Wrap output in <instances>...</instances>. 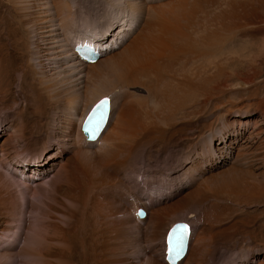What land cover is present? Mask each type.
I'll return each instance as SVG.
<instances>
[{
    "label": "rangeland",
    "instance_id": "374dc122",
    "mask_svg": "<svg viewBox=\"0 0 264 264\" xmlns=\"http://www.w3.org/2000/svg\"><path fill=\"white\" fill-rule=\"evenodd\" d=\"M77 1L74 5L83 12L82 18L78 17L80 23L90 16L85 12L87 7L97 9L105 4V0ZM149 5L151 9L143 11L142 20L154 10V16L165 13L170 20L176 14L183 30L202 31L204 37L207 32H216L217 42L225 44L213 49L218 66H208L209 74L218 73L212 78L217 82L212 98L204 101L199 95L195 104L167 98L161 101L162 108L174 109L167 128L146 138L127 164L119 160L103 162L99 156L86 159L79 151L53 140L45 130V123L55 112L51 108L46 116L34 108L24 109L22 114V51H28L29 35L18 20L14 1L0 0V58L5 57L3 54L11 57L7 59V77L0 68V264H161L163 238L157 236L153 241L151 226L144 227L140 235L130 227L135 205L150 201L162 217V228L171 221L187 219L188 204L201 202L197 207L201 230H205L212 246L208 253L213 254L207 253L203 264H264V186L261 190L258 184L264 176V64L257 75L251 76L243 63L247 50L256 53L263 47L264 0H153ZM145 22L130 36L133 40L127 38L106 55L108 61L146 41ZM200 44L195 45V54L182 55L176 68L186 61H196L195 66L206 62L208 49ZM222 69L229 74H219ZM169 75L174 77L173 72ZM138 92L133 91L132 96L141 93L137 98L142 102L136 103L132 115L137 123H144L143 112L154 107L158 98L152 100L148 92ZM132 96L127 95L123 103L133 104ZM227 136H231L229 141ZM247 137L254 145L239 147ZM232 150L238 156L228 160ZM244 155L254 156L257 166L263 167L255 169L257 166L240 163ZM247 172L255 175L253 181L257 183L250 196L244 180ZM241 183V191L236 192L239 187L234 185ZM218 186L224 191L220 193ZM213 205L218 207L220 217L215 211L208 214L209 208L206 212ZM124 219L130 221L124 223L129 226L128 232L133 230L132 235L119 225ZM117 230H123L124 235ZM189 257L183 264H200Z\"/></svg>",
    "mask_w": 264,
    "mask_h": 264
},
{
    "label": "bare ground",
    "instance_id": "6f19581e",
    "mask_svg": "<svg viewBox=\"0 0 264 264\" xmlns=\"http://www.w3.org/2000/svg\"><path fill=\"white\" fill-rule=\"evenodd\" d=\"M13 1L18 8L17 10L20 18H18V20L22 24V28H24L29 35L28 51L27 53L22 51L21 90L22 103L25 105H22V114L25 110L28 111V109L31 110L34 108L38 110L39 115L46 116V114L49 113L50 108L54 110L55 112L51 114L49 120L47 119V122L44 120L46 122L45 130L50 132L48 133L49 137L53 140L55 139L59 142H63L65 146L70 149L72 148L71 150H73V152L74 150L79 151L80 155L86 159L93 156H99L100 161L103 160V162L107 161L109 163L115 160L117 162L118 160L122 161V163L131 161L132 157L137 154L136 151L139 149L141 143H143L146 138L151 137L154 132L159 133L164 131V128H167L165 127L166 123H168L167 119L172 116L174 109L162 108L160 105L161 101L167 98L171 101L180 100L185 104L187 101L195 104V99L200 98V96L203 98L202 100L209 101L217 91V82L212 78H215L218 73L213 75L209 74L210 70L208 69H210V67L208 68V66L212 63L215 64L218 61L215 59L216 50L214 51L213 49H216V47H222L225 43H223V41L217 42L215 38L216 32L210 31L208 33L206 30L207 34L204 37L205 33L202 31L201 33L197 30H183L179 25V15L176 14H174L172 20H170V17L165 13L158 15V17L154 16L156 14H152L155 11L154 10L151 14L147 13V18L145 16L142 20L143 11L147 9V12H149V9H151L149 7L151 5H149V2L153 0H105V4L102 7L100 6L97 9H92L91 7L86 8L85 12L89 13L90 16L87 18V22L85 19L82 23L79 22L80 19L78 18L81 17L80 13L82 10L76 8L78 5L77 0H67L66 3L56 2L55 0H12V2ZM68 1H71V4H69ZM74 3L77 5H74ZM102 4L103 2L101 1L100 5ZM159 5L158 7H160ZM28 7L31 9L27 10ZM143 21L145 22L144 26L148 33L146 41H144V39V43L140 44V46L130 49L128 52H125V54H121V56H117L111 61H108L106 55L118 49L119 46L121 47L122 43L134 34L136 28L143 24ZM212 31L215 30L213 29ZM193 38H197L198 41H201H199V43H201L200 45H205L207 47L208 50H205L207 57L206 62H202L195 66V63H197L196 61L191 63L186 61L185 65L180 63L181 65L176 68L178 59L180 58V61H182V55L185 53L188 54L189 52H192V54L196 53L195 45L199 43H196V39H194L196 41H193ZM131 40H133V38ZM84 42L93 45L98 53V56L92 62L81 60L78 53L75 51V46ZM3 55L5 57L3 58L1 56L0 58V68H3V71L7 72V74H5V77H7L10 72L7 66V59L11 57L7 54ZM202 55L203 54H200L199 57L201 58ZM243 63H245L244 68L247 70V73L251 76L257 75L260 71L259 66L264 64V44L263 47L258 48L256 53L247 50L246 58ZM215 65L218 66L217 64ZM170 72L174 73L172 79L169 75ZM218 72L219 74L223 73V75L227 73L229 74L225 69H222V71L219 70ZM212 81L213 83H211ZM139 90L148 92L152 100L158 98L154 107L147 108V110L143 112L146 119V121L143 120L144 123H137L135 117L132 115L136 103L142 102L137 98L141 97L140 95L142 94L140 93L132 96V92L135 91L139 93ZM92 95L93 97L95 96L94 99L90 98ZM127 95L135 98L133 104L126 105L123 103L124 98ZM103 97H108L110 101V111L107 123L94 141H87L86 136L81 131V125L88 111ZM179 107L182 108L181 106ZM33 125H35V123ZM76 125L78 129H76ZM75 129L77 130L76 134ZM227 137L228 138L226 139L229 141L231 136ZM251 137H253L252 134ZM254 138L256 137L254 136ZM257 138H259V136ZM249 139L250 138L247 137V139L243 140L242 144H245H241L239 147L244 149V147L254 145L251 144L252 142H248ZM228 141L227 143H229V145L233 143L232 141ZM231 154L229 155V157H231L228 160H231L235 155L234 150H232ZM235 156L237 157L238 155L236 154ZM255 161H258V159L254 158V156L247 157L244 155L243 159L239 162L246 164L248 167L255 168L258 165ZM236 163L238 164V161ZM106 166L108 167L110 165ZM260 167H263L262 164H259L255 169ZM121 168L123 169L124 166ZM146 170L149 169L147 168ZM246 174V179H244L246 180V192L250 196V194L254 193V189L257 187V183L253 181L256 180V177L250 172H247ZM238 175L239 177H237L240 178V174ZM242 175L243 174H241V176ZM263 177L262 180L259 178L260 181H258L261 190L264 186ZM109 182H113V180ZM242 185V183L234 185L235 187H239V190L236 192L241 191L240 187ZM228 190L231 189L228 188ZM44 191L46 192L47 189ZM222 191H224V189ZM222 191L220 190V193ZM138 203L134 208V224L132 223V226L130 224L128 225H130L131 229L133 228L134 231H139L138 235H140V232L144 227L151 226V239L155 241L157 240V236L163 238L162 244L164 249L162 256L163 261L161 264H168L166 260H164L166 255L165 239L168 230L175 223L183 221L188 222L191 225V230L189 233L187 251L177 264H183V261H186V258L189 256H192L194 260L200 264H203L205 260L208 259V257L206 258V254L211 245L209 241H207L208 238L205 234L206 232H204L205 230H201V211L197 212V207L201 205V202L200 204H195L193 201L189 203L188 207H186L187 209L185 208L186 212L188 211L187 213H190V215L187 216V219L171 221L172 223L170 222L165 228H162V217L159 213L154 211L153 203L151 201L150 203L145 202V205H138ZM193 204L195 205L193 206ZM139 207L145 209V217L136 215V209ZM208 208L209 210L211 209V213L208 212ZM217 210L218 207L213 205L207 207L206 212L212 215V212L215 211V214L217 215ZM180 214L182 216L183 213ZM217 216L220 217L219 215ZM127 220L124 219V221H121L122 223L120 222V224H118H122L125 228L124 230L130 234L133 230L128 232L129 226H126L125 224L127 223ZM128 223H130V221ZM162 229L164 230L162 231ZM121 231L118 232L120 234L124 233L123 230ZM192 239L194 240L191 243ZM213 250L214 249L210 251L213 252ZM148 263L155 264L153 261Z\"/></svg>",
    "mask_w": 264,
    "mask_h": 264
},
{
    "label": "snow or ice",
    "instance_id": "6c2138e0",
    "mask_svg": "<svg viewBox=\"0 0 264 264\" xmlns=\"http://www.w3.org/2000/svg\"><path fill=\"white\" fill-rule=\"evenodd\" d=\"M106 102L107 101H101V103L96 106V109H100ZM96 109H94L93 111L95 112ZM92 120L93 117L89 116V118L85 121L84 131L86 134H90V128L88 127V125L91 124ZM186 231H187V225H178L176 228L173 229L174 234L179 233L178 239L180 240H182L183 235L186 233Z\"/></svg>",
    "mask_w": 264,
    "mask_h": 264
},
{
    "label": "water",
    "instance_id": "95a60500",
    "mask_svg": "<svg viewBox=\"0 0 264 264\" xmlns=\"http://www.w3.org/2000/svg\"><path fill=\"white\" fill-rule=\"evenodd\" d=\"M90 134H91V133H90ZM94 137H95V135H92V136L90 137V139L93 140ZM165 243H166V247H168V241H167V238L165 239ZM170 246H171V251H170V253H171V254H174V253L177 251V247H176V245H175L172 241L170 242ZM178 258H179V257H178ZM178 258H176V259H178Z\"/></svg>",
    "mask_w": 264,
    "mask_h": 264
}]
</instances>
